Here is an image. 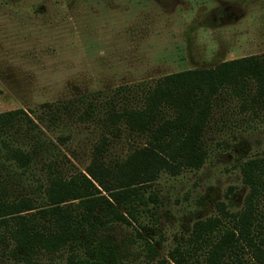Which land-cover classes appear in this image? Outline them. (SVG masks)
Instances as JSON below:
<instances>
[{"label":"rangeland","instance_id":"rangeland-1","mask_svg":"<svg viewBox=\"0 0 264 264\" xmlns=\"http://www.w3.org/2000/svg\"><path fill=\"white\" fill-rule=\"evenodd\" d=\"M262 53L264 0H0V202L48 204L54 181L85 175L102 136L110 140L107 163L144 144L123 128L111 135L66 116L48 129L29 110L40 115L43 103ZM258 113L229 92L219 98L203 165L155 181L158 202L148 206L151 215L143 213L144 228L114 223L99 232L117 264L167 259L178 241L190 243L198 221L217 217L230 225L223 213L239 212L247 193L240 165L264 158V109ZM65 261L62 251L39 255L35 264ZM228 264L258 263L243 253Z\"/></svg>","mask_w":264,"mask_h":264},{"label":"trees","instance_id":"trees-1","mask_svg":"<svg viewBox=\"0 0 264 264\" xmlns=\"http://www.w3.org/2000/svg\"><path fill=\"white\" fill-rule=\"evenodd\" d=\"M227 92L244 110L259 115L258 110L264 109L263 53L83 94L67 102L43 103L40 115L29 110L48 129L66 116L100 124L111 135L123 128L143 138L144 144L107 163L110 140L102 136L85 175L54 181L48 204L34 207L28 199L0 202V263L35 264L39 255L62 251L64 264L120 263L102 245L99 232L114 223L133 222L144 228L140 219L151 215L148 206L158 202L150 190L155 181L162 174L176 176L203 165L209 155L207 133L218 100ZM104 96L108 98L97 101ZM239 169L247 193L239 212L223 213L230 225L217 217L196 222L190 243L178 241L167 259L154 264H193L189 260L197 255L202 257L197 264H228L243 253L264 264V158L248 159Z\"/></svg>","mask_w":264,"mask_h":264}]
</instances>
